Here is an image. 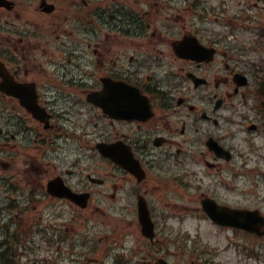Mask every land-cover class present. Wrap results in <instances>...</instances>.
I'll list each match as a JSON object with an SVG mask.
<instances>
[{"label":"flooded vegetation","instance_id":"flooded-vegetation-1","mask_svg":"<svg viewBox=\"0 0 264 264\" xmlns=\"http://www.w3.org/2000/svg\"><path fill=\"white\" fill-rule=\"evenodd\" d=\"M1 1L0 152L26 162L44 196L55 181L65 197L50 199L130 207L132 217L141 200L225 205L197 190L214 164L222 168L212 144L243 158L264 148V71L242 52L230 56L212 23L195 34L216 49L207 63L176 55L181 33L160 31L156 50L116 48L134 30L98 0H33L30 23L12 17L18 0Z\"/></svg>","mask_w":264,"mask_h":264},{"label":"rangeland","instance_id":"rangeland-1","mask_svg":"<svg viewBox=\"0 0 264 264\" xmlns=\"http://www.w3.org/2000/svg\"><path fill=\"white\" fill-rule=\"evenodd\" d=\"M18 1L17 12L12 13V17H17L19 14L24 21L30 23L32 19L30 8H32L33 0ZM184 1L189 0H98L103 10L116 8L119 24L124 22L125 28L134 30L131 38L117 39L116 48L119 45L132 48L140 44L153 50H156L158 47L155 46L161 42L159 32L163 30L159 23L167 19L172 20L167 18L169 11H172L171 5L177 6L178 12L181 13V8L187 6ZM191 1H198L197 6L205 4L213 9L211 21L215 33L224 30H229L231 33L230 30H233L232 35L229 36L230 44L233 45L236 41L243 40L248 45L251 58L255 59L258 56L254 41L256 44V39L259 37L256 33L264 32V0ZM192 13L193 11L190 10V13L186 15L187 19L180 17L181 25L189 24L188 18ZM56 14H61V12ZM174 15L179 17L178 13ZM251 16L256 17L257 29L253 28L257 23L251 22V29L244 30L240 18L250 19ZM137 21L140 23L136 26ZM147 24L150 25L149 30L146 33L137 34L141 32L142 25ZM260 38L264 39V36ZM259 48L261 49L260 55L264 58V44ZM152 72V70L149 71L150 74H153ZM8 160L12 162V172L24 173L26 162L11 158ZM236 170L237 168L227 173L229 178L233 179L232 183L222 182L219 190L214 193L231 204L237 203L250 209L258 208L264 212V203L259 201V196L264 194V183L256 167L248 165L243 168V175L240 172L235 175ZM3 175L6 176V172L0 168V177ZM20 199L16 191H10L5 185L0 184V239L7 235L10 239L20 235L21 240L18 245L21 248V264H144L149 256V259L151 258L150 244L142 241L139 235L136 238L131 236L136 227L131 221L133 219H130V209L126 210L121 206L111 204L78 208L62 206L47 200L40 201L35 206H27ZM16 204H20V207L5 209L7 206ZM155 206L154 210L159 215V225H161L159 228L165 227L162 231L165 238L161 237L155 247L156 249L161 247L160 252H163L165 258L168 257L173 264H205V261L212 257V260L222 264L227 261L230 264H256L253 260L247 261L248 257L243 253L235 258L232 250L220 253V255L218 253L222 251H212L215 246L222 248L226 245L225 236L229 233L219 229H209L207 224L201 225L199 219L190 218L183 223L185 228L190 230V239L185 240V235H177L179 222L171 215L174 212L186 213L188 207L170 208L163 204ZM168 219L170 221H167ZM197 232H201L202 235L200 246L199 241L194 239ZM240 238L244 246H256L249 237L241 235ZM124 247L130 250L127 255L122 253ZM208 250L214 254L212 256L207 254Z\"/></svg>","mask_w":264,"mask_h":264},{"label":"water","instance_id":"water-1","mask_svg":"<svg viewBox=\"0 0 264 264\" xmlns=\"http://www.w3.org/2000/svg\"><path fill=\"white\" fill-rule=\"evenodd\" d=\"M227 213L233 214V216L235 218H241L243 220V222H238V221L231 220V221H229L227 223H229V224L237 223V224H234V225H238L239 224L241 227H243L245 229H252V230H254L255 223H254V220L251 219V217H250V215H253L250 212H241V211L231 212V211H228L227 210Z\"/></svg>","mask_w":264,"mask_h":264}]
</instances>
